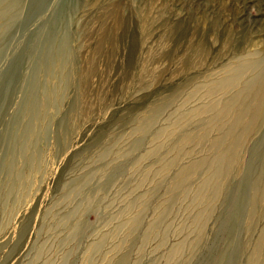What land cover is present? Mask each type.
I'll use <instances>...</instances> for the list:
<instances>
[{"label":"rangeland","instance_id":"1","mask_svg":"<svg viewBox=\"0 0 264 264\" xmlns=\"http://www.w3.org/2000/svg\"><path fill=\"white\" fill-rule=\"evenodd\" d=\"M0 264H264V0H0Z\"/></svg>","mask_w":264,"mask_h":264}]
</instances>
